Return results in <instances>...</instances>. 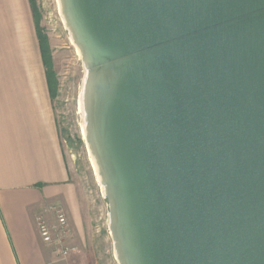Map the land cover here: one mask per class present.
Here are the masks:
<instances>
[{
	"label": "water",
	"instance_id": "obj_1",
	"mask_svg": "<svg viewBox=\"0 0 264 264\" xmlns=\"http://www.w3.org/2000/svg\"><path fill=\"white\" fill-rule=\"evenodd\" d=\"M118 264H264V0H59Z\"/></svg>",
	"mask_w": 264,
	"mask_h": 264
},
{
	"label": "crops",
	"instance_id": "obj_2",
	"mask_svg": "<svg viewBox=\"0 0 264 264\" xmlns=\"http://www.w3.org/2000/svg\"><path fill=\"white\" fill-rule=\"evenodd\" d=\"M35 36L29 0H0V264H51L35 216L74 198Z\"/></svg>",
	"mask_w": 264,
	"mask_h": 264
},
{
	"label": "rangeland",
	"instance_id": "obj_3",
	"mask_svg": "<svg viewBox=\"0 0 264 264\" xmlns=\"http://www.w3.org/2000/svg\"><path fill=\"white\" fill-rule=\"evenodd\" d=\"M33 2L39 15V27L48 39L51 52L57 82L51 110L74 195L69 206L59 202L50 205L65 211L62 246H67L69 251L61 256L55 252L56 247L44 245L50 253L51 264H118L108 229V203L83 136L79 96L85 68L64 25L57 0ZM34 41L36 47V36ZM47 216L50 224L56 223L52 211Z\"/></svg>",
	"mask_w": 264,
	"mask_h": 264
},
{
	"label": "built area",
	"instance_id": "obj_4",
	"mask_svg": "<svg viewBox=\"0 0 264 264\" xmlns=\"http://www.w3.org/2000/svg\"><path fill=\"white\" fill-rule=\"evenodd\" d=\"M49 211H52L54 215L55 224L49 223L47 218ZM35 224L42 243L56 247L57 250L55 252L61 256H65L69 251L67 246H62L63 239L61 234L66 231L65 211L61 207L49 206L35 216Z\"/></svg>",
	"mask_w": 264,
	"mask_h": 264
},
{
	"label": "trees",
	"instance_id": "obj_5",
	"mask_svg": "<svg viewBox=\"0 0 264 264\" xmlns=\"http://www.w3.org/2000/svg\"><path fill=\"white\" fill-rule=\"evenodd\" d=\"M29 2H30L32 12H33L35 31H36L38 44H39L42 63L45 69V76H46V81H47V85L49 89V94L52 99L53 97H55L57 82L55 80V73L53 70V64H52L51 52L49 50L48 39L42 33L41 28L39 27V15L37 13L33 0H29Z\"/></svg>",
	"mask_w": 264,
	"mask_h": 264
},
{
	"label": "bare ground",
	"instance_id": "obj_6",
	"mask_svg": "<svg viewBox=\"0 0 264 264\" xmlns=\"http://www.w3.org/2000/svg\"><path fill=\"white\" fill-rule=\"evenodd\" d=\"M57 2H58V6H59V10H60V5H59V0H57ZM62 20H63V17H62ZM63 22H64V20H63ZM65 25V24H64ZM70 39H71V41H72V38L70 37ZM72 43H73V41H72ZM74 44V43H73ZM74 46H75V44H74ZM75 49H76V53L78 54V55H80V52H79V50H78V48L75 46ZM80 58H81V56H80ZM85 76V75H84ZM84 80V79H83ZM82 86H83V82H82ZM80 98H79V110H80V112H81V114H82V116H83V104H82V88H81V93H80V96H79ZM83 136H84V130H83ZM92 158V157H91ZM92 160V164H93V166H94V169H95V171H96V175H97V168H96V166H95V163H94V160H93V158L91 159ZM91 164V165H92ZM97 178H98V180H99V176L97 175Z\"/></svg>",
	"mask_w": 264,
	"mask_h": 264
}]
</instances>
